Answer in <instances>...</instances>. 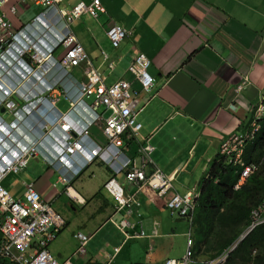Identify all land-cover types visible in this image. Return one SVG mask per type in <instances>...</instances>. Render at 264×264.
Masks as SVG:
<instances>
[{"label":"crops","instance_id":"obj_1","mask_svg":"<svg viewBox=\"0 0 264 264\" xmlns=\"http://www.w3.org/2000/svg\"><path fill=\"white\" fill-rule=\"evenodd\" d=\"M16 1L11 0L10 5ZM89 1L64 0L59 7L67 10L79 2ZM100 1L106 12L98 19L82 16L72 24L73 33L94 66L106 77V84L120 79L132 82L128 68L134 58L142 54L150 60L148 72L155 80L154 86L148 93L140 91L136 83H132L131 89L139 91L136 107L137 120L142 124L139 136L151 139L155 166L166 178L172 177L168 197L190 192L198 195L221 141L233 133H244L250 126L255 107L263 100L264 0ZM30 2L35 7L32 15H28ZM44 9L43 5L26 0L25 5L20 6L18 16L10 14L12 26L20 29ZM112 25L131 32L117 48L106 35L107 28ZM13 58L10 57V61ZM110 62L115 63L113 70L107 68ZM117 69L120 72L115 76ZM62 102L65 101L59 105ZM1 109L3 118L10 125L13 118L6 108ZM79 115L87 119L83 113ZM47 142L53 149L48 145L44 148L51 156H57L54 150L61 151L60 144L53 139ZM119 175H123L121 180ZM110 176H115L120 184L124 183L123 173L112 175L99 160L72 179L68 187L75 195L70 192L69 196L65 185L59 182L58 169L33 157L25 169L8 174L2 185L13 197H21L25 185L33 183L68 226L69 215L75 213L77 207L84 209L92 204L90 217L97 214L103 217L109 203L102 186ZM96 177L101 178V182L96 181ZM58 183L64 187L62 193L57 190ZM125 188L134 192L131 187ZM138 201V209H143L146 214L141 212L148 219L164 212L165 200L158 199L150 189L140 192ZM110 207L113 213L125 217L118 206ZM137 216L140 218V213ZM138 230L136 226L129 233L134 235ZM154 231L156 234V229ZM1 239L0 233V243ZM51 242L48 244L50 254L62 258ZM68 260L73 262L71 258Z\"/></svg>","mask_w":264,"mask_h":264},{"label":"built area","instance_id":"obj_2","mask_svg":"<svg viewBox=\"0 0 264 264\" xmlns=\"http://www.w3.org/2000/svg\"><path fill=\"white\" fill-rule=\"evenodd\" d=\"M10 1L0 0V46L10 45L13 50L20 40H26L30 35L29 24L15 29L8 16H18L20 6H24L26 0H17L9 5ZM32 1L45 7L32 19L33 23L43 29V35H36L38 41L26 40L23 48L18 51L16 58L22 62L23 68L14 66L10 70L13 83L10 98L4 106L14 119L15 127L20 126L24 116L42 106L53 110V117L43 123L39 138L26 134L25 142L16 140L14 148L18 152L15 159L0 164V257L14 264H74L70 260L60 262L48 251V244L65 226L64 217L41 196L33 183L25 185L21 197H13L2 185L8 174L25 169L30 158L38 157L45 164L58 169L59 182L65 185V191L70 196L71 187L68 185L73 175L57 168V164L63 168L70 167L72 158L82 155L89 162L101 160L112 175L124 174L123 184L115 176H110L103 187L113 196L118 210H122L125 215H131L140 207L138 194L146 188L153 191L158 199L167 198L172 190V181L153 165L151 154L154 148L149 143L150 139L145 138L143 141L139 138L141 124L137 122L136 109L139 91L131 89L132 83H136L140 91L145 93L152 89L155 80L148 72L150 60L142 54L134 58L128 68V73L133 77L132 82L120 79L113 84H106V77L94 66L72 31V24L82 16L98 19L106 12L101 1L79 2L67 10L59 7L64 0ZM106 35L111 45L117 48L131 32L112 25L107 28ZM57 51H61L60 56L56 55ZM107 68L113 70L115 63H108ZM73 71H78V74L74 75ZM19 85L22 88H18ZM16 100L21 104H17ZM63 100L67 103L65 111L58 107ZM79 113L86 115L87 119L84 120ZM263 115L264 105L260 103L253 111L248 129L244 133H233L220 143L219 155L236 165L244 166L235 189L243 185L256 170L254 165H244L242 157L246 144L253 141L260 130L259 121ZM98 132L103 133V141H97L93 146L92 139H99ZM45 139L59 143L62 151H57V156H51L44 148L49 144ZM131 150L136 158L126 156V152ZM119 156L124 159L119 161ZM126 182L134 192L126 190ZM196 198L197 195L191 192L184 196L171 194L165 199L164 206L171 216L185 218L191 226ZM262 224L264 196L251 211L250 224L241 238ZM74 237L78 242L75 255L84 257L89 239L82 232L75 233ZM241 238L217 256L200 259L194 255L193 239L189 233L187 249L182 258L167 259L163 264H228Z\"/></svg>","mask_w":264,"mask_h":264},{"label":"rangeland","instance_id":"obj_3","mask_svg":"<svg viewBox=\"0 0 264 264\" xmlns=\"http://www.w3.org/2000/svg\"><path fill=\"white\" fill-rule=\"evenodd\" d=\"M30 4L32 6H30L28 15H32L34 13L33 10L35 9L31 2ZM8 16L10 19V15ZM28 24V33L30 38H27L26 40L30 39L31 41H38L36 40V35L41 34L43 29L39 28L36 23H33L32 19ZM26 40H20V48H23ZM58 54L59 51H57L56 55ZM3 55L5 56V54ZM119 69L116 70L115 76L120 72L121 69ZM73 74L75 75L76 72L73 71ZM18 88H22V86L19 85ZM59 109L61 111H65L67 109V103L62 102L59 105ZM98 137L99 139H103V133L98 132ZM96 143L97 140L92 139V145L94 146ZM48 146L51 147V144ZM123 159V156L118 157L119 161H122ZM226 159L229 164H233L240 168L237 180L238 182L244 166L238 164L236 165L230 162L228 158ZM151 161L154 165L152 154ZM244 165L246 164L244 163ZM118 177L121 180L123 175H119ZM54 178H56V176H54ZM95 180L101 182V178L99 177H96ZM236 184L234 185V190H239L244 185L243 184L238 189H235ZM126 185L127 187H130L127 182ZM56 187L60 193H62L64 190V187L60 183H58ZM105 192H103V194L109 204L105 207L102 218L99 217L98 214L94 215L96 216L94 218L90 217V211L91 208H93L92 204L84 209L77 207L76 212L69 215L70 224L68 226L66 225L67 227L64 226L57 238L51 242L52 246L59 249V252H56L62 255V258H60L58 255L53 254L58 261L64 262L65 260L67 261L69 258H71L74 264H163V262L167 259L182 258L187 249V237L190 233V225L187 219L179 218L178 216H171L170 212L165 208L164 205H162L164 212L151 219L143 216L141 211H143L145 214L146 212L143 209L138 208L135 214L133 212L131 215L126 214V218L123 216L121 217L120 215H116L111 211L110 206L114 204V207H117V203L114 201L113 197L107 193L106 190ZM93 203L96 204V202ZM138 213H140V218L137 216ZM136 226L139 227V230L135 231L136 233L134 232V235H131L129 230H134ZM155 229L157 231L156 234L154 231ZM77 232L86 234L89 239L86 245V255L84 257H79L74 254L78 247V242L74 238V234ZM199 258L207 259L204 257Z\"/></svg>","mask_w":264,"mask_h":264},{"label":"trees","instance_id":"obj_4","mask_svg":"<svg viewBox=\"0 0 264 264\" xmlns=\"http://www.w3.org/2000/svg\"><path fill=\"white\" fill-rule=\"evenodd\" d=\"M259 123L260 130L243 152V162L256 167L246 183L234 190L240 168L219 154L201 183L190 226L196 257L211 259L237 243L250 224L251 210L264 196V115ZM263 259L264 224L237 244L228 264H262ZM0 264L14 263L0 257Z\"/></svg>","mask_w":264,"mask_h":264},{"label":"clouds","instance_id":"obj_5","mask_svg":"<svg viewBox=\"0 0 264 264\" xmlns=\"http://www.w3.org/2000/svg\"><path fill=\"white\" fill-rule=\"evenodd\" d=\"M20 47H21L20 42L16 44V49H13V50L10 49V45L0 46V73H2L0 75V110L3 107L5 108V106H4L5 101H8L10 98L9 95L11 93L10 90L12 88V83H13V79L10 77V70H13L14 66L19 67L20 69L23 68V66L21 65L22 62L20 60H17V58H16V55H18V51L21 49ZM11 51H12V53H11ZM3 54H5V56ZM10 57H14L12 61H10ZM10 62H12L11 66H10ZM4 73L6 74L5 77L3 76ZM15 102L17 104L20 103L19 100H16ZM19 105H18V107H19ZM3 114L4 113L0 114V164H3L6 160L13 161L15 159V156L18 152L14 148V144H15L16 140L25 142L26 141V139H25L26 134L35 136L37 138L40 137V135L43 131L42 125H43V123L46 122L47 119L53 117V115H52L53 110H51L48 106L39 107V109L37 111H34L27 116H24V118L20 120V126L19 127L14 126V119H12V121L10 122V125H9V123H7V121L3 118ZM37 118H40L41 121L39 122ZM137 122L140 123L138 120H137ZM29 123H31V125H28ZM38 125H41V127H38ZM141 129H142V124H141ZM141 129L139 131V135H140ZM139 138H141V137L139 136ZM143 139L144 138H142L141 140H143ZM47 140L48 139H45L46 142H47ZM150 140H149V143L151 144ZM47 145H49V144H47ZM92 150H93V148H92ZM61 151H59V152H61ZM54 152L57 153V151H55V150H54ZM126 156L129 158H132V159L137 157L136 154L132 150L127 151ZM78 159H81V160L78 161ZM94 163H95L94 161L89 162L88 158H86L84 155H82L80 157L79 156L73 157L71 160V163H70V167H64L63 168L57 164V168H62L63 171L67 170V174L73 175V178H75L76 175H78L79 173H82L86 168L93 165ZM154 166H155V164H154ZM168 178H171V181H172V177H168ZM191 193H194V192H191ZM194 194H196V193H194ZM198 195H197V197H198ZM162 200H165V199H162ZM190 234H191V229H190Z\"/></svg>","mask_w":264,"mask_h":264},{"label":"water","instance_id":"obj_6","mask_svg":"<svg viewBox=\"0 0 264 264\" xmlns=\"http://www.w3.org/2000/svg\"><path fill=\"white\" fill-rule=\"evenodd\" d=\"M2 113H3V110L1 109V110H0V114H2ZM244 238H245V236H244L243 238H241V240H243ZM241 240H240V241H241Z\"/></svg>","mask_w":264,"mask_h":264},{"label":"bare ground","instance_id":"obj_7","mask_svg":"<svg viewBox=\"0 0 264 264\" xmlns=\"http://www.w3.org/2000/svg\"><path fill=\"white\" fill-rule=\"evenodd\" d=\"M72 195H75L72 191H70Z\"/></svg>","mask_w":264,"mask_h":264}]
</instances>
